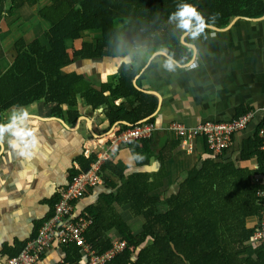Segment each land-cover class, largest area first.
<instances>
[{"label": "trees", "instance_id": "1", "mask_svg": "<svg viewBox=\"0 0 264 264\" xmlns=\"http://www.w3.org/2000/svg\"><path fill=\"white\" fill-rule=\"evenodd\" d=\"M38 0H0V21L24 4L34 5ZM47 6L37 8V14L49 24L46 31L48 45L38 38L29 42L18 39L14 43L15 54L9 67L0 66V122L2 113L14 105L26 106L43 100L56 102L55 113L65 115L62 104L77 105V96L87 98L94 108L104 106L111 124L117 121L120 128L139 122L150 115L157 104V97L134 87L132 80L143 61L138 50L145 47L148 55L157 49L167 48L181 63L190 60L192 52L180 42L181 33L168 23L176 5L187 2L197 6L211 25L226 26L234 16L259 17L264 14V0H51ZM212 30L211 28L208 32ZM96 32L92 39L70 53L67 39H81L85 32ZM207 32V33H208ZM188 38V43L197 44ZM132 55L133 63L123 62L118 72L116 96L128 101L126 108L115 103L116 96L106 95L107 89H97L85 76L77 72H64L76 58L125 57ZM4 56L0 46V59ZM154 62L150 63L152 66ZM69 122L79 116L77 110H67ZM247 111L244 108L239 114ZM238 116V115H237ZM236 116V117H237ZM151 117L147 121H153ZM152 137L130 144L131 152L145 155L155 152ZM205 142V140H204ZM259 137L245 142L242 158L258 157V173H264V155L259 151ZM206 145V144H205ZM207 147V146H206ZM157 151V150H156ZM161 165L168 159L165 151L157 153ZM150 157V156H149ZM96 155H80V170H73L72 179L90 169ZM148 160V157H146ZM111 162V161H109ZM106 163L120 179V186L113 193L100 194L97 202L85 211L93 220L85 233L97 255L102 256L113 248L108 234L114 230L112 218L115 204L128 206L132 217L142 218L138 232L129 235L122 232L125 248L105 264H264L262 248L250 247L254 229L247 226L249 217L260 215L257 192L263 186L253 182V173L237 168L232 163H215L205 160L201 167L190 169L179 189L165 200L150 196L161 186L163 169L154 174L123 172ZM142 164H145L143 161ZM90 191V190H89ZM58 195L53 202L59 201ZM157 204L167 210L159 212ZM35 225L34 233L42 222ZM149 244L142 248L145 241ZM27 242V241H26ZM25 243H15V248H3L4 255L14 257ZM65 263L80 264L81 249L76 243L63 248Z\"/></svg>", "mask_w": 264, "mask_h": 264}, {"label": "crops", "instance_id": "2", "mask_svg": "<svg viewBox=\"0 0 264 264\" xmlns=\"http://www.w3.org/2000/svg\"><path fill=\"white\" fill-rule=\"evenodd\" d=\"M51 3V0H38L34 5L24 4L1 19L2 70L11 64L15 54L12 47L18 39L29 42L38 38L42 44L48 45L45 34L49 24L38 16L37 8ZM86 34L89 36L96 32H85L81 39L66 40L70 53L92 39L93 36L84 39ZM207 34V38L203 37L195 44L197 51L192 53V61L182 63L184 66L174 72L163 67L164 57L149 59L155 51L148 55L145 47L138 49L141 59L146 61L142 65L137 64L138 72L132 84L136 89L157 97L154 111L139 120L154 118L156 131L150 146L155 152L146 151L144 156L148 160H144L145 164H138L134 172L125 174V161L132 153L130 146L125 145L120 147L118 155L113 156L109 165L119 168L124 176L134 173L154 174L160 168L163 169L161 186L150 193V196L160 200L175 194L186 173L192 168L201 167L208 159L215 163H232L237 168L252 172L254 183L259 175L258 157L243 159L242 152L245 142L255 139L259 122L264 117V18H241L227 30L212 29ZM125 57H128L127 62L135 65L131 54ZM122 58H76L63 71L83 74L92 86L107 89L106 95L113 98L117 92V76ZM151 62H154L152 66ZM116 97L115 103L126 108L128 101L124 97ZM55 105L56 102L43 100L26 105L43 137L38 156L28 160L18 158L7 146L0 150V264H4L7 258L3 248H15V243H25L34 233L35 225L52 213L53 202L60 191L70 184L73 170H80L77 158L80 155L88 157L89 152L98 150L103 139L123 123L117 121L111 124L104 106L94 108L80 94L77 96V105H61L65 115L55 113ZM12 107L3 111V122L7 121ZM245 107L255 111L253 122L233 136L232 143L220 156L212 154L201 137L192 141L188 151L184 150L179 138L167 128L172 121L196 125L206 120H229L239 115ZM67 110L79 112L75 122H69ZM81 115L86 116V119L79 120ZM160 151H165L168 157L162 165L157 155ZM103 179L104 185L91 189L79 204L80 208L95 204L100 194L116 192L120 186L119 177L107 166ZM161 209L164 212L167 207L162 205ZM115 210L117 213L111 219L114 230L132 236L134 234L126 229H132V225L137 224L135 229L139 231L142 220H130L132 217L128 206L115 204ZM119 216L123 219H119ZM119 220L120 228L117 229L115 221ZM258 222L259 216L249 217L247 226L254 229ZM247 245L259 248L253 241ZM62 255L58 251H50L39 264H58ZM248 264L253 263L249 261Z\"/></svg>", "mask_w": 264, "mask_h": 264}, {"label": "built area", "instance_id": "3", "mask_svg": "<svg viewBox=\"0 0 264 264\" xmlns=\"http://www.w3.org/2000/svg\"><path fill=\"white\" fill-rule=\"evenodd\" d=\"M247 111L229 120H206L196 125H186L172 121L167 128L179 138L181 146L189 150L192 141L197 137L205 140L209 151L220 156L232 143L237 133L246 129L254 120L255 111L245 107ZM156 131L154 121H139L125 128H119L100 143L98 150L89 152L88 157L96 155L91 167L86 172H80L70 181V184L59 193V201L54 206L52 216L42 222L35 237L27 240L26 245L14 257H7L4 264H39L50 251L63 254V248L76 243L82 254H88L90 261L86 264H105L111 261L125 248V242L118 245L102 256L97 255L92 244H89L85 233L92 226L93 220L79 204L86 198L90 189L104 185L103 172L107 162L113 159L111 148L114 144L122 147L136 140L151 137ZM256 135L259 137V151L264 155V117L259 122ZM256 184L263 186L257 192L260 203L259 224L254 228L252 241L264 253V173L256 176ZM58 264L65 263V256ZM83 260V258H82ZM80 264H83L82 262Z\"/></svg>", "mask_w": 264, "mask_h": 264}, {"label": "clouds", "instance_id": "4", "mask_svg": "<svg viewBox=\"0 0 264 264\" xmlns=\"http://www.w3.org/2000/svg\"><path fill=\"white\" fill-rule=\"evenodd\" d=\"M215 15L206 18L198 10L197 6L191 3L182 2L176 5V10L168 17V23L180 31V41L190 52L197 51L195 43H185V38L195 42L201 37L207 38V32L211 28L210 20H215ZM164 57L163 67L169 72H174L184 66L170 54L167 48L161 47L151 54L149 59ZM128 57H123L122 62H127ZM219 90V86L217 88ZM43 137L35 124L33 114L26 106L14 105L6 122H0V150L5 146L15 153L18 158L31 160L38 156ZM113 156L119 153V145L114 144L111 148ZM146 157L141 153L132 152L125 161V174L135 171L138 164ZM91 190V189H90Z\"/></svg>", "mask_w": 264, "mask_h": 264}, {"label": "rangeland", "instance_id": "5", "mask_svg": "<svg viewBox=\"0 0 264 264\" xmlns=\"http://www.w3.org/2000/svg\"><path fill=\"white\" fill-rule=\"evenodd\" d=\"M88 34H92V33H88ZM88 34H86L85 35V37H84V39H88V38H90L92 35H89L88 36ZM33 38H34V36H33ZM79 42V41H78ZM80 44V43H79ZM70 45H71V43H70ZM12 49L14 50V47H12ZM142 51V50H141ZM13 54L14 53H12L11 55L13 56ZM10 56V55H9ZM180 145H181V143H180ZM123 146H125V145H123ZM184 148V150H186L187 151V148H185V147H183ZM94 152V151H93ZM256 183V182H255ZM167 196V195H166ZM167 198V197H166ZM164 199V198H163ZM161 207H162V205H159V204H157V208H160L159 209V211L160 212H162L161 210ZM132 217V216H131ZM128 217L126 216V219H127ZM134 217H132V219H130V220H136V218H138V217H135L134 219H133ZM119 219H123L122 217H120L119 216ZM129 219V218H128ZM139 220L141 221L142 220V218L140 219V217H139ZM258 224H259V222L257 223V226H258ZM115 225H116V227H117V229H119L120 228V220L119 221H115ZM138 227V225L137 224H135V225H132V229L130 228V229H126V230H128L129 231V233L130 234H135L136 232H138L136 229H135V227ZM136 230V231H135ZM123 232V231H122ZM122 232L121 231H119V230H114V233H111L110 232V234H108L107 236H108V238L110 239V240H112V244L113 245H118L119 244V242L120 241H122V239H121V234H122ZM149 244V239H148V241H145V244H143L142 245V248H144L145 246H147ZM82 258H83V260L81 261L83 264H86V261L87 262H89L90 261V256L88 255V254H84V255H82ZM80 262V263H81Z\"/></svg>", "mask_w": 264, "mask_h": 264}, {"label": "water", "instance_id": "6", "mask_svg": "<svg viewBox=\"0 0 264 264\" xmlns=\"http://www.w3.org/2000/svg\"><path fill=\"white\" fill-rule=\"evenodd\" d=\"M241 18H243V19H250V20H259V19H263V18H264V14L261 15V16H259V17H246V16H241V15L234 16V17L229 21V23H228L226 26H224V27H217V26H215V25H212V26H211V29H213V30H227V29H229L234 23H236V21H237L238 19H241ZM185 43H188V42L185 41ZM184 45H185V44H184ZM190 61H192V58H191V60H189V61L187 62V64H188ZM81 119H86V116L81 115V116L79 117V120H81ZM121 122L126 123V121H121Z\"/></svg>", "mask_w": 264, "mask_h": 264}]
</instances>
